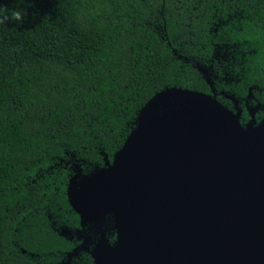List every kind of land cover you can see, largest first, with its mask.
<instances>
[{
    "label": "trees",
    "instance_id": "16d2710c",
    "mask_svg": "<svg viewBox=\"0 0 264 264\" xmlns=\"http://www.w3.org/2000/svg\"><path fill=\"white\" fill-rule=\"evenodd\" d=\"M0 6L25 15L0 23V264L60 262L75 183L106 181L143 126L249 91L264 125V0Z\"/></svg>",
    "mask_w": 264,
    "mask_h": 264
},
{
    "label": "flooded vegetation",
    "instance_id": "af4514ba",
    "mask_svg": "<svg viewBox=\"0 0 264 264\" xmlns=\"http://www.w3.org/2000/svg\"><path fill=\"white\" fill-rule=\"evenodd\" d=\"M222 95L155 131L186 151L156 154L147 146L106 181L75 183V200L116 201L123 214L78 203L77 226L62 227L73 246L56 264H264V125L250 91L251 101ZM107 214L115 228L104 232Z\"/></svg>",
    "mask_w": 264,
    "mask_h": 264
},
{
    "label": "water",
    "instance_id": "95a60500",
    "mask_svg": "<svg viewBox=\"0 0 264 264\" xmlns=\"http://www.w3.org/2000/svg\"><path fill=\"white\" fill-rule=\"evenodd\" d=\"M213 100H202L199 99L198 101L194 102V105L188 108L186 111L177 112L172 115H169L167 117L160 118L159 122L151 125H145L142 127V129L139 131L138 136H136L137 139H139L138 147H130V148H124L115 158H114V169H124L127 165L131 164L135 161L136 158H138V155L141 154L143 151L142 149L147 148L149 146L153 151H155L156 154H168L173 155L177 151H186L187 148L183 146H177V145H169L163 143L157 134L155 133L159 131H165L167 128H171L178 124L180 121H186L188 116H191L192 114L195 115L198 110L201 109V107L208 105L209 102ZM209 113H206L202 123L199 125L200 127L204 128L205 120L209 116ZM261 130V129H260ZM140 145V146H139ZM140 153V154H139ZM75 187H77L75 185ZM75 187L73 190V194H80L79 191L76 190L75 193ZM103 190H106L103 188ZM97 195V194H96ZM72 206L77 210L79 207V204L87 203L88 210L92 212H96L98 214H105L108 212H114V211H120V214H123V208L124 204L118 203L116 201L114 202H101L99 200H96L94 204L89 203V198L85 197L83 201H80L79 199L70 198ZM79 200V201H78ZM78 201V202H77ZM79 203V204H78ZM123 220L122 216H120V221Z\"/></svg>",
    "mask_w": 264,
    "mask_h": 264
},
{
    "label": "clouds",
    "instance_id": "9594fccd",
    "mask_svg": "<svg viewBox=\"0 0 264 264\" xmlns=\"http://www.w3.org/2000/svg\"><path fill=\"white\" fill-rule=\"evenodd\" d=\"M25 20L24 11L22 9L13 8L10 12H7L4 7L0 6V23H15L16 25H22ZM104 221L106 222V226L104 228V232H109L115 228V217L112 214H107L104 217ZM91 227V226H90ZM92 232L93 235L98 236L97 233L94 231Z\"/></svg>",
    "mask_w": 264,
    "mask_h": 264
}]
</instances>
